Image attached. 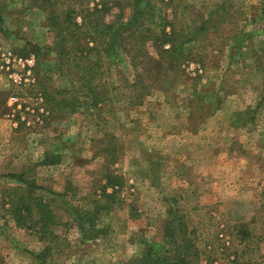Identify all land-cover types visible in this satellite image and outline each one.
I'll list each match as a JSON object with an SVG mask.
<instances>
[{
  "label": "rangeland",
  "instance_id": "rangeland-1",
  "mask_svg": "<svg viewBox=\"0 0 264 264\" xmlns=\"http://www.w3.org/2000/svg\"><path fill=\"white\" fill-rule=\"evenodd\" d=\"M58 1L81 23L100 8L126 21L135 0ZM148 2L138 21L158 38L102 55L95 103L86 59L56 54L45 4L0 0V264H45L50 243L49 264H150L138 257L161 239L169 206L195 233L194 264H264V0ZM205 18L204 37L188 41ZM134 55L148 64L137 83ZM38 198L52 234L24 210Z\"/></svg>",
  "mask_w": 264,
  "mask_h": 264
},
{
  "label": "trees",
  "instance_id": "trees-1",
  "mask_svg": "<svg viewBox=\"0 0 264 264\" xmlns=\"http://www.w3.org/2000/svg\"><path fill=\"white\" fill-rule=\"evenodd\" d=\"M28 2H31V5L34 4V6L40 8V5L45 4V10L47 14V26L50 27V29L54 28V32L56 34V41L54 44L55 52L57 55H65L69 54V60L70 62H80V58H85L86 62L83 60L82 62L84 64L78 65L80 66V73L82 79H84L82 82L85 85L88 86V90H91L94 95H92L91 100L93 102H98V97L100 96L97 91H94V87L91 85L92 76L98 72V69L101 68L102 63V55L104 54H115L117 47L121 50V52L124 53H130L131 49H133V43L129 38H134L135 43L138 41H143L144 39H157L158 37L155 36V34L152 35V32H149V27L143 26L142 22H139L138 19L142 18L145 14H150L149 11L151 10V3L148 2V0H145L141 3L142 0H135L134 1V10L132 12V15L130 18L124 20L117 19L114 21L106 22L103 20V13H100L101 10L94 9L93 11H87L86 15H82V22L76 23L73 21L72 18L69 17L67 12L60 14V12L57 10V3L58 0H27ZM40 2V3H37ZM148 6V8H147ZM150 7V8H149ZM106 8V9H105ZM109 6H106L102 9L106 12ZM43 9V10H44ZM90 13L96 14V20H92L90 18ZM210 19H204L201 26L196 29L191 35L188 36L187 40H195L197 38H203L204 36L200 33L204 30H206V24L209 23ZM211 21V20H210ZM127 26H132L134 29L131 31L130 34H124L123 30ZM157 26L164 27L163 22L158 23ZM135 29L144 31L142 34H135ZM87 30H91L90 32V41H92V44H85L82 45L79 43V39L81 38V34ZM151 34H149V33ZM197 32V33H195ZM162 34L166 35V41L168 40V35L171 33H167L166 30H161L160 35ZM172 34H176V32L173 30ZM186 36V35H184ZM164 42V39L161 40V42ZM101 44V47H99V44ZM142 44L141 46H143ZM141 46L135 47V52H140ZM166 52V50H162ZM95 53L97 57L93 60H91V55ZM163 53V52H162ZM141 57H145V55L142 53L140 55ZM136 56L131 58L132 63L134 64V67L137 65V68L140 70L136 72L135 78L136 83L140 80L142 77V74L145 73V71H148V64L142 63V65L137 64V62H134ZM94 73H92V71ZM88 77V78H87ZM135 85V84H134ZM144 95L141 94L139 98H142ZM264 101V94L262 96L261 103ZM69 104V103H68ZM50 161H44V163L48 164ZM118 179H121L120 175H114L113 178L108 181V184L114 186L116 184H120ZM176 198V197H174ZM177 199V198H176ZM171 200V199H170ZM32 203L28 204V206H24V210L28 212V214L32 215L31 222L33 228L41 232V234L47 233L52 234L51 230L48 226L51 224L57 225V221L55 218V214L48 208V204L46 202H43L41 198H38L36 202H34V209L36 210V213L33 214L32 211ZM169 213L171 214V219L168 221V223L165 225L162 237L159 241H151L146 243L144 254L138 257L139 262H148L150 264H194L195 258H198V247L195 244V240H193V236L195 235L192 228H189L187 223L182 221L184 214L180 212V210L173 211L171 207L169 206L168 209ZM15 215L19 214V210L15 209L13 210ZM19 218V217H18ZM20 217V221H21ZM80 216L77 218V224L80 226V228H83V223ZM89 219V218H88ZM18 223L20 222L19 219ZM89 219V225L93 226V223L91 224ZM21 223V222H20ZM97 230V229H95ZM192 230V231H191ZM98 232V231H97ZM51 242V241H50ZM52 248V244L45 246L42 248V250L37 254V257L40 258L41 262L44 261L45 264V257L50 252ZM43 264V263H42Z\"/></svg>",
  "mask_w": 264,
  "mask_h": 264
}]
</instances>
